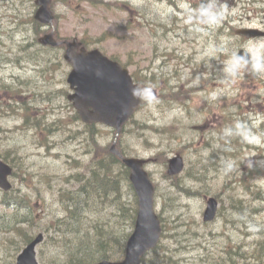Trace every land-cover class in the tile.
<instances>
[{
	"label": "rangeland",
	"instance_id": "obj_1",
	"mask_svg": "<svg viewBox=\"0 0 264 264\" xmlns=\"http://www.w3.org/2000/svg\"><path fill=\"white\" fill-rule=\"evenodd\" d=\"M34 2L0 0V154L7 164L17 163L12 193L26 205L5 221L0 264L16 262L26 245L14 249L23 231L31 240L43 233L37 258L51 264L59 250L46 240L55 220L65 215L61 191L74 188L71 175L87 171L92 158L110 152L114 140L117 151L121 143L126 156L145 159L144 169L156 186L154 208L163 223L160 249L142 264H242L240 253L264 231V73L241 69L229 78L225 62L240 48H259L264 55V37L238 33L264 30V0H220L227 5L224 18L217 26H201L203 31L184 22L185 8L197 9L201 0H53L58 39L90 42L88 49L119 60L156 88L158 102L140 108L116 139L115 130L100 123L98 134L86 138L87 125L67 98L72 67L63 57L65 47L38 41L51 26L34 19ZM46 120L60 128L47 141L34 131V124L40 127ZM237 120L247 122L261 143L240 147L237 136L225 137L224 130ZM176 154L185 168L170 175L168 159ZM225 160L234 162L228 173ZM176 183L196 192L182 193ZM128 192L126 199L133 201V189ZM209 197L219 205L215 219L205 222ZM112 213L105 211L101 222ZM19 219L23 222L17 224ZM249 223L259 231L250 232ZM120 224V234L133 229ZM248 261L264 264V256Z\"/></svg>",
	"mask_w": 264,
	"mask_h": 264
},
{
	"label": "water",
	"instance_id": "obj_2",
	"mask_svg": "<svg viewBox=\"0 0 264 264\" xmlns=\"http://www.w3.org/2000/svg\"><path fill=\"white\" fill-rule=\"evenodd\" d=\"M35 2L38 9L34 18L42 23H52L54 16L49 7L51 0H36ZM238 33L247 38L264 36L263 31L255 28H244ZM39 42L52 46L59 44L52 32L39 38ZM62 43L66 46L63 57L72 65L67 82L73 93L68 95V99L85 123H103L115 128L117 135L134 111L144 104L133 96V89L145 87V85L133 83L127 69L122 68L117 61L108 58L98 49L87 50L77 38L62 41ZM244 51L241 49L238 53ZM111 150L120 156L115 150V143ZM121 158L129 168V180L138 201L134 229L126 242L122 259L117 261L104 259L95 264H141L142 257L157 245L161 234L160 220L154 209L155 188L143 168L145 160ZM183 167L184 162L179 155L173 156L168 161L170 175L180 173ZM10 174V166L0 160V187L4 190L11 188L7 179ZM217 210V199L209 197L203 220L213 221ZM42 239L43 235L39 233L17 256L16 264H39L36 258V246Z\"/></svg>",
	"mask_w": 264,
	"mask_h": 264
},
{
	"label": "trees",
	"instance_id": "obj_3",
	"mask_svg": "<svg viewBox=\"0 0 264 264\" xmlns=\"http://www.w3.org/2000/svg\"><path fill=\"white\" fill-rule=\"evenodd\" d=\"M32 21H34L33 18ZM81 41L86 47L90 43L83 39ZM135 78L140 82L150 83L138 76ZM76 117L79 119L77 115ZM84 133H86L87 139L93 138L98 134L96 124L87 125ZM126 133L129 131L126 130ZM124 134L125 130L123 131ZM237 138L240 147L247 144L240 137L237 136ZM119 149L123 154H126L121 143ZM10 162L13 167L17 164L13 160ZM87 166V171L84 170V173L79 170L71 175V179L74 177L77 185L74 188L61 191V196H59L65 215L64 218L55 220L56 222L53 224L54 233L49 234L50 236L46 240L49 244L54 241L59 250L56 254L58 256L51 259V264H95L102 259L118 260L124 254L125 243L130 232L120 234L119 231L122 227L120 223H125L133 228L137 213L135 194L133 193V201L126 199L128 191L132 193V186L128 180V169L111 152L92 158ZM115 166L119 168L116 170ZM67 181L71 182V180ZM176 185L178 191L182 193L186 192L191 195L196 192L194 189L181 186L180 183H176ZM171 200H176V198ZM19 204L26 206L25 202H21L16 195H5L0 199V233L6 235L7 224L5 221H8L7 219L12 212H19ZM109 209H113L112 217L105 218L101 222L104 218L102 215ZM113 217L115 218L114 221L112 220ZM160 220L163 228L161 217ZM16 222L20 224L23 220L19 219ZM22 234V240L17 242L15 250L19 251L25 243L31 240L25 231ZM259 234L260 240H257L251 249L247 248L243 253H240L244 257L242 264H258L259 262H251L248 259L252 258L258 261L263 258L264 231H259ZM60 248H63V251H60ZM159 249L160 244L151 253L158 252ZM146 257L143 258L142 262H147Z\"/></svg>",
	"mask_w": 264,
	"mask_h": 264
},
{
	"label": "clouds",
	"instance_id": "obj_4",
	"mask_svg": "<svg viewBox=\"0 0 264 264\" xmlns=\"http://www.w3.org/2000/svg\"><path fill=\"white\" fill-rule=\"evenodd\" d=\"M227 5L221 6L220 0H201L197 9L186 7L184 10V22L191 25L194 31H203L201 27L206 25L208 27L217 26L224 18ZM226 71L229 78L236 77L241 69H250L253 74L264 73V55L261 54L259 48L255 50H245L243 53H233L231 57L225 62ZM199 79L193 81V85L198 84ZM133 96L142 102L154 105L156 104L157 97L154 89L151 86L138 87L133 89ZM212 98H216V94H212ZM224 136H238L247 144H260L261 136L257 135L251 130V127L245 121L237 120L233 127L224 130ZM223 163V171L228 173L233 170L234 162L225 160ZM252 160H247V167L252 168ZM250 232H257L259 228L251 223L248 224Z\"/></svg>",
	"mask_w": 264,
	"mask_h": 264
},
{
	"label": "flooded vegetation",
	"instance_id": "obj_5",
	"mask_svg": "<svg viewBox=\"0 0 264 264\" xmlns=\"http://www.w3.org/2000/svg\"><path fill=\"white\" fill-rule=\"evenodd\" d=\"M0 103H2V102H0ZM9 106H10V103L8 102V107ZM7 114L8 113H6L5 115H7ZM37 123H41V122L38 121ZM24 127H26V125ZM7 130H12V129H7ZM34 131H39L40 134H44L45 139L47 141V139L49 138V136L52 134V127H50L49 121L46 120L43 126L35 127V124H34ZM38 142H44V141H38ZM0 159H2L3 161H5V156H3V155L0 154ZM9 164L12 165L11 162Z\"/></svg>",
	"mask_w": 264,
	"mask_h": 264
},
{
	"label": "bare ground",
	"instance_id": "obj_6",
	"mask_svg": "<svg viewBox=\"0 0 264 264\" xmlns=\"http://www.w3.org/2000/svg\"><path fill=\"white\" fill-rule=\"evenodd\" d=\"M177 2V1H176ZM119 154H120V156L121 157H125L126 156V154H123L121 151L119 152ZM10 168H11V175L13 176L14 175V167L12 166V165H10ZM9 196H11V194H8ZM4 197V196H3ZM237 207V206H236ZM239 207V206H238ZM248 207V206H247ZM246 207V208H247ZM242 209V208H241ZM243 210V209H242ZM262 234V233H261ZM243 252V251H242Z\"/></svg>",
	"mask_w": 264,
	"mask_h": 264
}]
</instances>
